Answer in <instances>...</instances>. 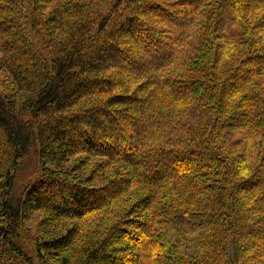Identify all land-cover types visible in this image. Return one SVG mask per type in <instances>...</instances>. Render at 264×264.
Listing matches in <instances>:
<instances>
[{"label": "trees", "instance_id": "trees-1", "mask_svg": "<svg viewBox=\"0 0 264 264\" xmlns=\"http://www.w3.org/2000/svg\"><path fill=\"white\" fill-rule=\"evenodd\" d=\"M0 264H264V0H0Z\"/></svg>", "mask_w": 264, "mask_h": 264}, {"label": "rangeland", "instance_id": "rangeland-1", "mask_svg": "<svg viewBox=\"0 0 264 264\" xmlns=\"http://www.w3.org/2000/svg\"><path fill=\"white\" fill-rule=\"evenodd\" d=\"M37 159L34 153H31L27 158H25L20 165V168L17 172V185L22 186L27 182L30 177L33 175L36 167ZM32 228V227H31Z\"/></svg>", "mask_w": 264, "mask_h": 264}]
</instances>
